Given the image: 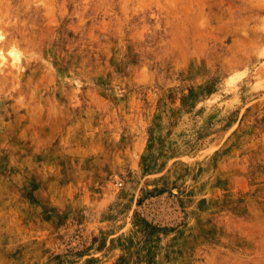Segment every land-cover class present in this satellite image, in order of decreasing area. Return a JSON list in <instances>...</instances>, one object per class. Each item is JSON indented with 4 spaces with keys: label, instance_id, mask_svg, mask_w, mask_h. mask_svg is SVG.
Wrapping results in <instances>:
<instances>
[{
    "label": "rangeland",
    "instance_id": "1",
    "mask_svg": "<svg viewBox=\"0 0 264 264\" xmlns=\"http://www.w3.org/2000/svg\"><path fill=\"white\" fill-rule=\"evenodd\" d=\"M0 264H264V0H0Z\"/></svg>",
    "mask_w": 264,
    "mask_h": 264
}]
</instances>
